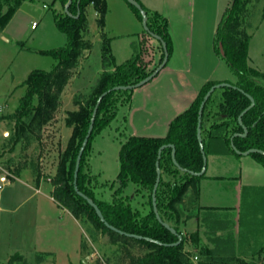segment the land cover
<instances>
[{
	"label": "trees",
	"instance_id": "1",
	"mask_svg": "<svg viewBox=\"0 0 264 264\" xmlns=\"http://www.w3.org/2000/svg\"><path fill=\"white\" fill-rule=\"evenodd\" d=\"M23 0H0V32L8 24ZM62 6V12H54V24L66 37V45L42 54L53 58L54 64L49 71L32 70L23 86L25 92L19 99L15 112L10 115L12 131L8 132V152L22 140H29L33 130H39L49 123L59 105L62 91L77 68L84 51L90 48V42L85 41L83 33L87 32L85 8L93 6L97 12L96 25L100 30L101 45V73L95 84L86 94H79L73 100L76 110L68 111L64 119L65 127L71 129V134L64 150L59 154L54 175L50 179L52 187L50 195L61 209L67 210L76 220H86L95 228L101 229L112 242L126 245H136L146 252L142 255H132L126 252L127 261L124 264H191L190 253L184 249L186 237L180 230V224L190 218L192 213L181 205L187 192L192 194L191 204L198 198V183L205 176H192L177 169L170 156V149L161 151L158 160L160 180L156 190V207L161 220L170 225L182 235L179 245L170 247L157 245L143 239L138 240L108 229L99 220L95 211L87 202L77 195L73 188V171L78 149L86 135L92 109L98 96L108 89L119 85H132L147 77L161 62L163 54L158 42L159 57L154 66L144 60L143 54L148 50L145 41L138 43V50L131 58L121 64H116L110 52L109 39L103 31L105 0H72L67 15L63 6L67 0H53ZM139 4L140 2L136 0ZM248 0H230L228 6L216 26L213 48L220 56L230 72L236 77L235 85L254 99V106L241 118L247 129L244 138H233V144L239 151L256 148L264 151V72H259L248 66V44L250 35L242 27L244 10ZM141 5V4H140ZM136 16L141 22V16L132 5ZM145 10L149 31L158 35L165 43L168 56L171 53V42L167 32V20L157 12ZM77 11L78 18H74ZM264 17V9L263 15ZM145 38H151L145 31ZM217 82H207L198 91L195 99L188 108L175 116L168 124L164 137H141L129 135L123 137L118 152V172L115 180L107 185L99 184L98 177L92 173L88 162L90 142L95 135L106 128L115 119L121 108L130 102L131 91H111L104 96L97 108L93 129L82 153L77 173L76 186L78 191L90 198L101 211L105 221L111 226L125 233L148 237L161 243L170 244L177 240L155 218L151 206V193L156 172L155 161L157 151L164 144H173L175 159L178 165L188 171L198 172L202 166V157L196 139L197 112L200 102L208 89ZM249 105V100L237 89H216L204 104L201 117V138L205 155L232 154L239 158L230 147V137L234 133H241L237 123L239 113ZM126 118H124V121ZM251 158L264 168V156L251 154ZM21 168H14L13 175L18 176ZM36 180H39L37 176ZM135 186V194L146 197L148 210L146 213L132 207L131 197L123 195L128 184ZM116 185V186H115ZM115 186V187H114ZM108 187L112 190L111 201L106 202L95 197L94 190ZM242 219L240 227L242 228ZM216 230H225L221 226L209 229L210 245L200 243L197 233L188 236L192 246L197 249L200 258L198 264H251L236 255L238 247H242L241 229L235 238L232 232L216 235ZM257 259L264 261V245L257 253ZM18 255L10 257L4 264H16Z\"/></svg>",
	"mask_w": 264,
	"mask_h": 264
},
{
	"label": "rangeland",
	"instance_id": "2",
	"mask_svg": "<svg viewBox=\"0 0 264 264\" xmlns=\"http://www.w3.org/2000/svg\"><path fill=\"white\" fill-rule=\"evenodd\" d=\"M197 1L194 19L198 20L195 28L199 27V30L194 29L192 35V60L189 72L184 74L185 80L193 86L196 76L211 75L212 78L226 77L229 83H235L236 77L213 48L215 29L212 26L217 20L214 19V0H205L202 18L198 17L200 11L197 12ZM188 2L189 0H183L181 4L186 5ZM224 2L220 0V4L223 5ZM263 9L264 0H248L242 27L250 37L264 18ZM16 12L5 26L6 31L3 34L9 41L0 37V177L5 178L4 182H0V264L6 263L14 255L20 257L16 264H124L127 261L126 252L142 255L146 250L136 245L112 242L101 229L95 228L86 220H73L67 210L58 208L50 200L49 193L52 188L50 179L54 175L59 154L64 150L71 134V129L64 125L66 113L76 110L73 100L79 94H86L102 71V39L96 25L97 12L91 5L85 8L88 30L83 33V38L91 46L84 51L62 91L53 119L39 130H33L29 140H22L8 152V132L12 131L9 117L15 112L19 99L25 92L23 82L32 70H51L55 62L51 56L42 54V51L66 45L65 35L54 24V12H62V6L58 2L23 0ZM103 31L109 39L110 52L116 63H123L130 58V52L135 51L133 46L138 50V43L142 39L148 50L143 54L144 60L149 62L150 67L157 62L158 41L141 35L137 42V34H143L144 30L134 10L125 0H105ZM252 45L262 51L264 64V22L255 33ZM164 69L153 80L131 91L133 95L125 121V112L119 111L115 119L91 140L88 162L92 173L98 177L99 184L109 185L115 180L118 172V152L124 135L165 136L168 127L165 121L168 115L165 109L167 105L154 100L161 89L169 85L168 76L163 74ZM259 83L264 85L262 81ZM240 158L244 159L241 173L246 177L256 178L259 172L264 171L250 155ZM208 162L212 164L217 175L229 176L239 172L238 163L230 158H208ZM17 166L21 171L16 177L12 171ZM37 176L39 180H36ZM224 181L213 182L205 190L209 191L208 195L216 203L223 204L225 200V204L236 202L232 197L236 187L231 183L233 179ZM94 193L99 200L111 201L112 190L108 187L97 188ZM123 195L131 197L133 208L147 212L146 197L135 194L133 184L127 185ZM255 195L259 199L253 208L256 209L254 212H257L258 218L254 219L252 214H246L243 203L241 236L247 242L238 247L236 255L244 256L247 263L264 264L263 260L256 258L264 245V192L259 191ZM191 202L192 194L188 191L180 211L187 205L193 206ZM189 211L195 213V210ZM248 220L249 227L246 224ZM183 223L184 221L180 224V230L186 237L184 249L190 253V263L198 264L200 258L197 256V249L188 239L191 234L188 231L194 229L195 222L189 221L186 230Z\"/></svg>",
	"mask_w": 264,
	"mask_h": 264
},
{
	"label": "crops",
	"instance_id": "3",
	"mask_svg": "<svg viewBox=\"0 0 264 264\" xmlns=\"http://www.w3.org/2000/svg\"><path fill=\"white\" fill-rule=\"evenodd\" d=\"M138 1L148 11L157 12L167 20V32L171 42V53L168 56V60L166 63L167 66L165 65L166 66V67L164 66L165 69L162 68L157 75H159L161 71L164 69L163 74H166L168 76L169 85L166 87L164 86V88H162L161 91L159 90L160 93L155 96L154 100L157 101L158 103L160 101L165 105H167L165 109L167 110L166 113H168V115L166 116L165 121L166 124L168 125V122L172 118H174L175 116H177L178 114H180L181 112H183L188 108L190 103L195 99L200 88L205 83L229 82V80L226 77H222V76L218 78H212L210 77L211 75L205 77L196 76L197 79L194 80L195 84H193V86L187 84V80H185L184 74L189 72V68L192 60V52H191L193 46L192 35L194 33V29L195 31L196 29L199 30V27L195 28L196 27L195 23L198 20L194 19V8H195L196 0H189V2L186 3V5L181 4V1L183 0H138ZM224 1L225 2L222 5L220 4V0H214V5H213L214 19L217 18V20L214 21V25L212 26V29H216V26L218 24V19L220 20V17L222 16V13L228 6L230 0H224ZM204 3L205 0L197 1V5L199 7L197 9V12L198 10L200 11V14L198 15L199 18H202V15L204 14L203 12L205 9ZM16 11L14 15L17 13ZM263 20L264 18L259 23L260 27L263 25L264 22ZM259 26H257L254 32L251 34L249 40L247 63L250 68L258 70L259 72H264V64H262V59H263V54L261 53L262 51L260 52L259 50L255 49L252 45L253 37L255 33L259 30L260 28ZM5 31L6 28L0 32L1 35L0 37L3 40L7 41L8 40L7 37L3 35L5 34ZM141 35L142 34H137V37L135 38L137 39V42L141 38ZM133 52L134 51L130 52L129 54L130 58L132 57ZM128 59L129 58H127L126 60ZM116 64L118 65L121 63H116ZM130 105H131V99L126 106H124L119 110L121 112L122 111L125 112V114L123 115L124 118L127 117V111H129ZM133 108H135V106ZM134 136H139V135H134ZM141 137H150V136H141ZM219 157L230 158L233 161H235V163H238L239 172L235 175H229V176L217 175L213 170L212 164L211 165L209 164L208 158H215L216 160ZM242 157L246 158L247 156H242ZM243 160L244 159H241L240 157L237 158L232 154L207 155L205 176L202 179H200L198 183V189H199L198 198L195 204H193V206H189V205L186 206L190 210H195V214H194L195 216L193 218L186 220L183 223V227L186 230V224L189 221L195 222L194 229L188 232L191 234L192 232H196L199 236L198 238L200 243L210 245V242L207 241V237L208 235L212 234V231H209V229L218 225L223 227V229L225 230L223 231L216 230V235H221V234L224 235L227 232H232L233 236L236 238L241 229L239 221L242 215L241 212L243 210L242 209L243 203H245V209L247 210L246 214L248 215L252 214V218L254 219L258 218L257 212H254L256 209L253 208V206L258 204L257 200L259 199L258 196L255 194L258 193L259 191L264 192V171L259 172V176L256 178L246 177L245 174L243 175L241 173ZM211 169L212 171H210ZM226 179L229 180L233 179L231 183H234L236 185V187H234L233 196H232L234 198V201L236 202L234 203L229 202L230 204L228 203L225 204L226 202L225 200L223 204H220L218 202L216 203L212 201L213 199H211V196L208 195L209 191H206L205 189L208 190V186H210L209 184H213V182L217 183L224 181ZM221 184H226V183H221ZM50 192L51 191L49 190V193ZM233 198L231 200H233ZM50 200L54 202V204L57 206V203L51 197ZM70 217L73 218L72 216ZM252 218H250V220ZM73 220L75 219L73 218ZM246 224L247 227H249L250 221L248 220ZM245 241L247 242L246 238L244 240V243ZM240 257L243 258L244 256H240Z\"/></svg>",
	"mask_w": 264,
	"mask_h": 264
},
{
	"label": "water",
	"instance_id": "4",
	"mask_svg": "<svg viewBox=\"0 0 264 264\" xmlns=\"http://www.w3.org/2000/svg\"><path fill=\"white\" fill-rule=\"evenodd\" d=\"M128 4L132 5L135 9H137V11L139 12L140 16H141V26L143 28V30L153 39H155L156 41L159 42L161 49H162V60L159 63V65L144 79L140 80L139 82L132 84V85H119V86H114L111 89L106 90L105 92L101 93L96 102L95 105L92 109V113H91V117H90V121H89V125H88V129L86 132V135L78 149L77 155H76V159H75V164H74V171H73V188L75 190V192L77 193L78 196L82 197L89 206H91L93 208V210L95 211V214L97 215V217L99 218V220L104 224L105 227H107L108 229L118 233L119 235H125L127 237H131L134 239H138V240H145L147 242H152L155 243L157 245H163V246H170V247H174L180 244L181 240H182V235L177 233L174 228H172L170 225H168L167 223L163 222L158 214L157 211V207H156V190L158 187V183L160 180V168H159V163L158 160L160 158V154L161 151L165 148H169L170 149V156H171V161L173 163V165L179 169L182 172H187L192 176H196V177H200L202 176L205 171H206V164H207V159H206V155L204 153L203 150V144H202V138H201V117H202V110L204 107L205 102L207 101V99L209 98V96L212 94V92L216 89H220V88H232V89H237L239 92H241L242 94L245 95V97L249 100V105L243 109L239 115L237 116V123L238 125L241 127L242 132L241 133H234L231 135L230 137V147L231 149L234 151L235 154L239 155V156H248L251 154H259L264 156V151L260 150V149H256V148H251L248 149L246 151H239L236 149V147L233 144V138L236 137H240V138H244L247 135V129L246 127L242 124V116L248 111L250 110L253 106H254V99L252 96H250L249 94L244 93L241 89L237 88L235 85L229 83V82H218L214 85H212L208 91L205 93V95L203 96L202 101L200 102V105L198 107V112H197V124H196V139L198 142V146H199V150L201 153V157H202V166L201 169L198 172H193V171H188L182 167H180L178 165V163L176 162L175 159V149H174V145L173 144H164L162 146H160V148L157 151V157H156V161H155V172H156V177H155V181H154V185L152 188V193H151V206H152V211L155 215L156 220L165 228L167 229L171 234L176 235L177 240L174 243H170V244H165V243H161L157 240H153L151 238L148 237H142L139 235H135V234H130V233H125L121 230L116 229L115 227L111 226L110 224H108L101 211L99 210L98 206L87 196H85L83 193H81L80 191H78L77 186H76V179H77V173H78V169H79V164H80V159L82 156V153L86 147V144L88 142V138L92 132L93 129V123H94V119H95V115H96V111L97 108L102 100V98L104 96H106L108 93H110L111 91H126V90H134L137 88L142 87L143 85H145L146 83H148L150 80H152L157 74L158 72L164 68V66L167 63L168 60V52H167V48H166V43L156 34L152 33L151 31H149L148 27H147V16H146V12L145 10L141 7V5L136 1V0H125ZM72 0H67V2L65 3V5L63 6V12L67 15H70L68 12V8L71 4ZM79 0H77V4H78ZM79 12L77 11L76 15L73 16L74 18H78ZM4 135H7V132H4Z\"/></svg>",
	"mask_w": 264,
	"mask_h": 264
},
{
	"label": "built area",
	"instance_id": "5",
	"mask_svg": "<svg viewBox=\"0 0 264 264\" xmlns=\"http://www.w3.org/2000/svg\"><path fill=\"white\" fill-rule=\"evenodd\" d=\"M32 27H34V24L32 25ZM4 181H5V178L0 177V182H4Z\"/></svg>",
	"mask_w": 264,
	"mask_h": 264
}]
</instances>
